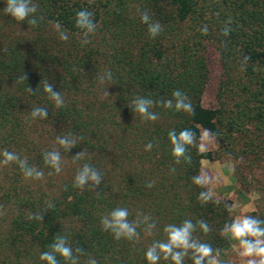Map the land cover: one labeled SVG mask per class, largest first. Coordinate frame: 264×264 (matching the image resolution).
<instances>
[{
	"label": "trees",
	"instance_id": "obj_1",
	"mask_svg": "<svg viewBox=\"0 0 264 264\" xmlns=\"http://www.w3.org/2000/svg\"><path fill=\"white\" fill-rule=\"evenodd\" d=\"M34 3L35 15L43 17L35 27L2 13L5 1L0 11L5 25L0 30V152L14 151L44 172L43 179L35 180L26 179L16 163L0 169V264H45L39 256L58 233L68 237L73 250L83 249L80 264L90 258L98 264H147L145 251L165 239L163 228L185 219L206 220L211 231L194 235L214 249L226 248L228 238L221 229L233 219L226 207L232 202H200L199 193L207 190L194 185L192 177L200 173L201 160H231L240 164L234 176L237 198L258 191L245 178L252 169H264V0ZM84 8L94 12L97 24L86 45L74 21ZM145 10L163 26L155 39L141 23L140 12ZM228 21L231 32L224 36ZM55 22L67 30V41L58 38ZM204 43L215 47L222 69L213 108L202 106L208 75ZM106 70L112 80L101 85L97 76ZM24 74L26 81H20ZM41 79L61 92L63 107L57 109L48 99ZM38 85L35 94L27 91ZM175 89L187 94L195 115L156 106L152 111L159 119L142 122L128 107L136 96L159 100L170 98ZM36 106L48 109L47 119L31 118ZM172 129L196 134V143L188 149L190 163H175L168 139ZM204 129L217 137L220 151H199ZM69 133L82 139L68 152L60 149L63 170L57 174L44 164L43 153L59 147L57 135ZM149 142L153 148L145 151ZM84 149L85 159L74 162ZM84 163L103 176L94 190L73 187ZM149 181H155L152 188L146 187ZM260 199L264 204V195ZM116 207L127 208L130 221L138 213L150 216L156 222L153 234L146 236L142 225L138 241L116 240L100 224ZM38 213H43L42 221L29 219ZM250 215L264 219L259 205ZM158 264L171 262L161 259ZM185 264L191 260L185 258Z\"/></svg>",
	"mask_w": 264,
	"mask_h": 264
},
{
	"label": "clouds",
	"instance_id": "obj_2",
	"mask_svg": "<svg viewBox=\"0 0 264 264\" xmlns=\"http://www.w3.org/2000/svg\"><path fill=\"white\" fill-rule=\"evenodd\" d=\"M93 0H89L92 3ZM6 7L3 9L5 15H10L17 22H25L33 27L38 25L39 20L43 17H37L38 5L34 0H5ZM140 20L142 24L147 26V33L150 38L155 39L163 31V26L159 21H153L147 10L140 12ZM75 27L81 30V44L90 43L89 37L94 35L97 30V24L94 21V12L84 8L76 12ZM52 23V22H49ZM230 21L226 22L222 29L224 36L229 35L231 28L227 26ZM58 34V38L62 41L68 40V32L63 29L59 22L53 25ZM206 34L208 29L204 26L202 29ZM248 58L245 57V62ZM97 79L101 85L112 80V73L106 70L103 74H99ZM20 81H26V75L20 77ZM43 86V92L48 99L59 109L65 105L64 96L60 91L55 90V86L48 80L40 81L39 85ZM39 85L35 90L28 86L27 91L35 94L39 90ZM103 95L109 96L107 88ZM156 106L165 109H175L177 112H184L189 116L195 115V109L190 98L180 89H175L171 93L170 98L161 97L159 100L151 96H136L129 103L135 115L139 116L142 122H156L159 114L152 111ZM30 116L32 119H47L48 109L46 107H33ZM82 138L71 133L60 134L56 136L55 143L59 146L50 151L43 153L44 164L52 168L55 173L59 174L62 169V156L60 149L67 152L80 144ZM168 139L171 146V155L174 157L175 163L179 164L183 160L186 163L191 162V155L188 152L189 147L196 143V134L190 129H183L177 132L175 129L169 130ZM199 148L201 151L206 150L211 145H217V137L209 130L204 129L201 134ZM218 146V145H217ZM153 144L149 142L145 146V151H150ZM87 153L83 151L77 153L72 159L73 161H81L85 159ZM0 164L7 166L16 163L26 179L40 180L44 177V172L35 166L28 164L27 157L21 158L14 151L4 149L0 152ZM172 172L175 171L173 168ZM52 173H49L51 175ZM103 176L98 169L89 163H84L78 168L74 180L73 187L83 189L90 186L93 190L102 183ZM214 182V177L207 172H201L192 177V183L198 187L205 188ZM155 181H149L146 185L152 188ZM213 198L211 191H201L198 200L202 203H208ZM51 207V205H49ZM227 210L231 212V207ZM129 210L125 207H116L107 215L101 218L100 224L103 230L109 231L116 240L126 239L129 241H138L140 232L138 229L143 225V231L146 236H151L156 228V222L148 215L142 213L137 214L135 220H129ZM142 217V218H141ZM29 219L43 220V213L32 214ZM207 234L211 231V227L206 220L200 219L195 223L191 219H185L180 224H168L163 228L165 239L156 240L151 243L145 251V260L147 264H158L163 259L170 261L171 264H185V258L191 260V264H221L219 260V250L214 249L211 244L201 241L194 235L197 231ZM222 236H229L237 241L239 255L244 259V264H264V219L253 215H239L234 217L230 222L225 223L221 229ZM49 250L43 251L39 259L45 264H60L57 257L62 258L66 264H80V256L85 255L83 249L77 247L75 250L71 247L68 237L58 233L48 246ZM85 264H98L95 258L85 261Z\"/></svg>",
	"mask_w": 264,
	"mask_h": 264
},
{
	"label": "rangeland",
	"instance_id": "obj_3",
	"mask_svg": "<svg viewBox=\"0 0 264 264\" xmlns=\"http://www.w3.org/2000/svg\"><path fill=\"white\" fill-rule=\"evenodd\" d=\"M4 1L5 0H0V11L2 10L1 6L4 5ZM1 27L4 28L5 25L3 24L0 14V30H3ZM204 47L205 64L208 75L207 85L202 95V106L204 108H213L216 104V90L218 88L220 80L222 79V69L220 59L215 47L207 43H204ZM202 132L203 131H201L200 134H202ZM200 143H202L201 139H199V145ZM241 143H243V141ZM217 145H211L204 151H201L199 146L198 149L200 152L203 153L218 152L220 151V144L217 142ZM200 165V173L207 172L209 175L214 177V182L209 184L206 187V190L211 191L213 193V198H227L232 202L231 213L233 218L244 214L250 215L251 213L255 212L258 205L260 207L261 212L264 214V204L258 203L261 200L260 197L262 198L264 195V169H252L247 173L248 177L246 176L245 172L246 184H248L251 189L256 188L258 189V191L251 190L250 192L245 193L242 197L237 198L236 192L239 188V185L235 181L234 176L237 169L240 167L239 163L235 161L233 162L231 160L209 161L204 159L201 160ZM3 166L4 165L0 164V169H2ZM225 182H230L231 184H229V186L224 189L225 191L220 189L219 191V186L223 185ZM227 240L228 246L226 247V251L225 248L220 250L224 252L220 253L218 257L221 261V264H244L245 258L239 255V248L237 246L238 242L231 239V237L230 241L229 238Z\"/></svg>",
	"mask_w": 264,
	"mask_h": 264
},
{
	"label": "crops",
	"instance_id": "obj_4",
	"mask_svg": "<svg viewBox=\"0 0 264 264\" xmlns=\"http://www.w3.org/2000/svg\"><path fill=\"white\" fill-rule=\"evenodd\" d=\"M229 184H231V183H230V182H228V183L225 182L223 185H220V186H219L218 190H219V189H220V190H224L226 187L229 186ZM220 190H219V191H220ZM219 191H218V192H219ZM224 191H225V190H224ZM227 197H229V196H227ZM240 206H241V205H240ZM228 238H229V241H230V237H229V236H228ZM225 251H226V248H225ZM223 252H224V251H223ZM223 252H222V251H219V255H220V253H223Z\"/></svg>",
	"mask_w": 264,
	"mask_h": 264
}]
</instances>
